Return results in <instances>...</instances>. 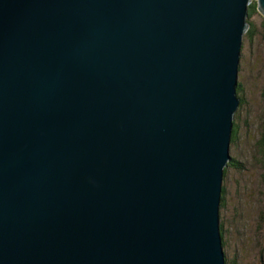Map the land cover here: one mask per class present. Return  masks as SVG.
<instances>
[{
    "label": "water",
    "instance_id": "obj_1",
    "mask_svg": "<svg viewBox=\"0 0 264 264\" xmlns=\"http://www.w3.org/2000/svg\"><path fill=\"white\" fill-rule=\"evenodd\" d=\"M250 2L0 0V264H225Z\"/></svg>",
    "mask_w": 264,
    "mask_h": 264
},
{
    "label": "rangeland",
    "instance_id": "obj_2",
    "mask_svg": "<svg viewBox=\"0 0 264 264\" xmlns=\"http://www.w3.org/2000/svg\"><path fill=\"white\" fill-rule=\"evenodd\" d=\"M246 21L237 71L239 105L233 114L237 133L229 144L219 205L226 264H264V151L259 143L264 131V15L256 7Z\"/></svg>",
    "mask_w": 264,
    "mask_h": 264
},
{
    "label": "trees",
    "instance_id": "obj_3",
    "mask_svg": "<svg viewBox=\"0 0 264 264\" xmlns=\"http://www.w3.org/2000/svg\"><path fill=\"white\" fill-rule=\"evenodd\" d=\"M257 7V4H256V2H250L249 3V5H248V15H247V17L248 16H250V14L255 10V8ZM257 9H258V7H257ZM251 29L252 28H248L247 29V34L249 33V32H251ZM238 84V83H237ZM236 93L238 94L239 93V84H238V87H236ZM240 102H241V98H240ZM232 132H231V137H230V142L231 141H234L235 140V137H236V133H237V124L236 123H234L233 125H232V130H231ZM259 143H261V145H262V150L264 151V131H263V133H262V137L260 138V141H259ZM226 172V168L224 167L223 168V174ZM263 178H264V173H263ZM224 194H225V186H223L222 185V193H221V200H220V203H221V201L222 200H224ZM219 226H220V234H221V240H222V237H223V232H222V223L220 224V222H219ZM222 245H223V241H222ZM225 264H226V260H225Z\"/></svg>",
    "mask_w": 264,
    "mask_h": 264
},
{
    "label": "bare ground",
    "instance_id": "obj_4",
    "mask_svg": "<svg viewBox=\"0 0 264 264\" xmlns=\"http://www.w3.org/2000/svg\"><path fill=\"white\" fill-rule=\"evenodd\" d=\"M256 1V0H255ZM251 2H253L252 0H251ZM247 15H248V13H247ZM264 15V14H263ZM246 18H247V16H246ZM221 193H222V190H221ZM221 193H220V200H221Z\"/></svg>",
    "mask_w": 264,
    "mask_h": 264
}]
</instances>
